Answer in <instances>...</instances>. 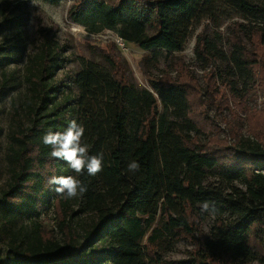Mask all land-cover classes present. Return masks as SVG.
Listing matches in <instances>:
<instances>
[{"label": "trees", "instance_id": "trees-1", "mask_svg": "<svg viewBox=\"0 0 264 264\" xmlns=\"http://www.w3.org/2000/svg\"><path fill=\"white\" fill-rule=\"evenodd\" d=\"M8 2L0 0L2 76L24 38L5 41L7 28L23 34V16ZM220 16L242 19L230 23L228 49L200 35L195 52L213 65L223 94L245 100L260 78L264 0H75L68 11L89 33L112 30L153 55L182 50L194 20ZM65 53L39 31L24 66L26 122L8 136L10 179L0 191L4 264H264L262 132L251 127L252 139L235 143L207 137L187 84L149 78L140 88L108 57L105 65L82 60L68 83L58 82ZM56 204L81 228L61 243L44 239L38 220ZM209 214L214 223L189 257H161L163 238L191 234V218Z\"/></svg>", "mask_w": 264, "mask_h": 264}, {"label": "rangeland", "instance_id": "rangeland-1", "mask_svg": "<svg viewBox=\"0 0 264 264\" xmlns=\"http://www.w3.org/2000/svg\"><path fill=\"white\" fill-rule=\"evenodd\" d=\"M7 1V0H3ZM11 8L18 9L23 30L15 34L11 28L3 33L9 40L16 42L17 36L23 39L17 53L11 52V58L5 64V74L0 73V191L5 189L10 179L8 162L6 159L9 139L12 129L18 125L24 126L26 119L23 112L26 86L22 82L24 66L27 56L32 54L38 45L39 31H48L60 44L66 46L68 61L58 72V82L77 72L82 66V60L94 61L105 65L108 58L115 63V68L127 80L140 88L148 87V79H169L187 84L190 92V102L193 114L199 125L206 131L205 136H214L228 143H235L240 139L251 138L249 129L262 132L264 136V50L257 53L260 66L257 73L259 83L245 100H235L226 93L224 86L213 78V65L202 60L195 52L198 36H206L216 40L218 48L227 50L228 38L232 36L230 23L242 21L240 17L224 18L220 16L214 20L197 18L194 20L183 49L168 53L157 50L156 55L151 50L141 49L139 46L126 43L125 48L115 42L117 34L109 29L98 33H89L83 26L75 24L69 17L68 11L75 0H8ZM112 2L113 0H104ZM243 36V35H242ZM243 38H245L243 36ZM108 57V58H107ZM219 69L224 64L217 62ZM16 77L8 81L7 77ZM263 78V79H261ZM202 139V137H201ZM264 142V137H263ZM74 209H76L74 207ZM85 224L93 221L92 216L82 218ZM41 222L44 239L62 242L70 237V233H81L75 222L69 221L59 205L49 207L38 219ZM191 234L183 232L178 239L172 241L168 237L159 243L158 252L166 260H178L189 257L195 244L208 235L215 215L209 214L205 220L191 218ZM28 228V221L19 222ZM0 233V264L10 258L8 251L9 235Z\"/></svg>", "mask_w": 264, "mask_h": 264}, {"label": "built area", "instance_id": "built-area-1", "mask_svg": "<svg viewBox=\"0 0 264 264\" xmlns=\"http://www.w3.org/2000/svg\"><path fill=\"white\" fill-rule=\"evenodd\" d=\"M115 42H117L118 46L121 48H125L126 47V43L119 37L116 38Z\"/></svg>", "mask_w": 264, "mask_h": 264}]
</instances>
